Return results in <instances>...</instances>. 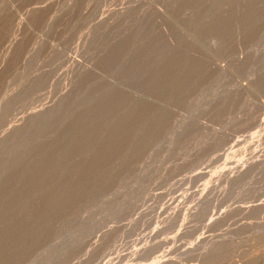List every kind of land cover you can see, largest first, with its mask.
Returning <instances> with one entry per match:
<instances>
[{"label": "rangeland", "instance_id": "1", "mask_svg": "<svg viewBox=\"0 0 264 264\" xmlns=\"http://www.w3.org/2000/svg\"><path fill=\"white\" fill-rule=\"evenodd\" d=\"M0 264H264V0H0Z\"/></svg>", "mask_w": 264, "mask_h": 264}, {"label": "bare ground", "instance_id": "2", "mask_svg": "<svg viewBox=\"0 0 264 264\" xmlns=\"http://www.w3.org/2000/svg\"><path fill=\"white\" fill-rule=\"evenodd\" d=\"M118 48V47H117ZM97 59V58H96ZM109 61V60H108ZM94 63V62H93ZM98 66V65H97ZM92 73V72H91ZM90 79V78H89ZM88 83V82H87ZM64 97V96H63ZM67 98V97H66ZM64 101V100H63ZM64 104H66V103H64ZM29 116V115H28ZM34 119V118H33ZM24 122V121H23ZM243 164V163H242ZM226 173V172H225ZM228 210V209H227ZM226 210V211H227ZM178 212V211H177ZM229 213V212H228ZM108 230H109V228H108ZM213 246V245H212ZM216 254V253H215ZM197 255V254H196Z\"/></svg>", "mask_w": 264, "mask_h": 264}]
</instances>
